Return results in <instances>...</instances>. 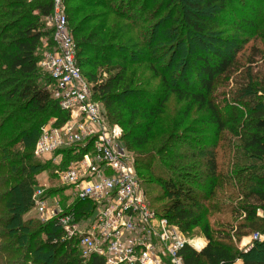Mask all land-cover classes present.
Wrapping results in <instances>:
<instances>
[{"label": "trees", "instance_id": "obj_1", "mask_svg": "<svg viewBox=\"0 0 264 264\" xmlns=\"http://www.w3.org/2000/svg\"><path fill=\"white\" fill-rule=\"evenodd\" d=\"M77 1L84 3V0ZM118 1L121 10L133 8L137 3V0ZM168 1L169 5L165 9L171 10V6L172 14L181 13L182 22H174L182 26V34L176 37L166 33L162 38L161 30L166 18H158L162 12L159 8L156 10L158 15L154 14L153 17L158 19L150 28L148 37L145 36L147 30L136 33L139 38L146 39L145 43H138L140 45L133 44L129 39L121 43L120 38L125 36L124 33L112 28L108 32L110 40L120 43H109L105 40V29L92 27L87 31L88 28L84 26L89 25L87 20L90 17H84L82 22L76 24L75 19L70 21L68 9L67 18L76 44L77 65L91 85L93 98L101 104L107 121L123 130V142L134 154L137 176L150 207L152 202L159 203V215L178 226L184 234L200 225L203 220L201 207L207 195L219 183L215 154L211 150L197 149L198 155L208 153L204 159V169L197 171V175L170 172L194 168V161L198 157L193 155L195 147L188 141L199 146L206 142L195 139L197 135L193 134L200 133L197 130L189 133L192 134L190 138L179 137L178 141L165 145L163 156L168 159V163L167 166L162 165L165 168L159 174L152 168V153L138 152H144L149 144L152 127L159 120L168 98L167 93H174L178 100H190L198 110L207 111L202 123L215 127L217 136L227 128V122L215 104L212 93L217 81L235 67V57L240 50L237 49V34L241 35L247 30L235 27L236 33L217 35L215 22L200 14L198 3L193 0ZM64 2L67 4L66 0ZM148 2L150 0H142L141 11L145 12L149 8ZM93 3L103 9L106 3L109 4L105 0L85 4L92 7ZM109 9L104 10L109 15L122 18V12H110ZM34 10L37 14H33ZM51 12L52 0H0V264H104L103 259L96 255L83 258L78 240L62 239V231L54 220L41 222L37 217L33 219L27 216L33 211L32 194L39 184L38 175L48 172L55 179L54 170L64 168L69 160L76 158L70 154L72 149L64 150L63 162L56 166L52 161L41 160L34 155L41 127L52 118L62 123L68 117V113L59 108L47 89L51 83L50 77L37 65L41 57L37 50L45 35L41 31L42 25H37V22L41 17L48 19ZM131 18L135 20L133 16ZM253 22L247 16H241L242 26L251 27ZM83 32L87 33L84 35ZM183 36L187 37L186 41ZM190 37L196 39V49L184 56ZM130 46L144 47V50H133ZM95 54H98V66L113 63L111 66L114 67L109 69L107 79L94 70L95 63L90 60L91 55ZM112 57L120 61H112ZM129 62L148 64L153 75L160 78L162 93L131 89V80L126 75L128 66L132 64ZM252 90L242 88L238 93L242 97L237 102L232 101L229 110L237 113V109L243 106L240 103H244L245 115L238 129L242 150L253 158V165L246 171L247 177L238 181L235 187L254 184L255 187H250L248 192L249 198L257 200V205L254 209L246 210L245 220L249 221L248 226L253 227L254 233L260 234L264 233V219L256 218L255 209L264 212V103L261 100H256L254 104L250 100L243 102V96L255 94ZM182 147L193 149V153H185ZM76 153L81 154L82 151ZM147 182L155 184L158 191L155 187L148 188ZM63 190L62 187L48 189L47 194H58ZM148 192H153L151 202L147 197ZM92 207L88 203H76L74 211L78 218H83L84 214L92 212ZM202 233L207 239L206 246L196 251L186 245L181 250L184 264H236L238 260L240 264H264V242L254 244L249 253H235L215 244L205 225ZM197 244L200 247L202 241L198 240Z\"/></svg>", "mask_w": 264, "mask_h": 264}, {"label": "built area", "instance_id": "obj_2", "mask_svg": "<svg viewBox=\"0 0 264 264\" xmlns=\"http://www.w3.org/2000/svg\"><path fill=\"white\" fill-rule=\"evenodd\" d=\"M48 20L53 46L37 65L50 77L47 89L68 117L62 123L52 118L41 127L34 155L56 166L63 162L64 150L72 149L76 158L54 170L61 193L72 200L62 208L61 193L48 195L47 185L38 184L33 211L41 222L54 220L62 239H77L83 258L96 255L104 264H184L181 250L190 245L200 251L203 245L187 240L178 226L150 207L123 130L107 121L77 65L64 0H52ZM76 203L91 204L92 212L78 218ZM257 238L256 233L253 240Z\"/></svg>", "mask_w": 264, "mask_h": 264}, {"label": "rangeland", "instance_id": "obj_3", "mask_svg": "<svg viewBox=\"0 0 264 264\" xmlns=\"http://www.w3.org/2000/svg\"><path fill=\"white\" fill-rule=\"evenodd\" d=\"M65 1V0H64ZM65 3L66 12L68 9V15L70 21L76 20V24L79 21L82 22L84 17H90L87 22L89 31L92 27H99L104 30L105 40L109 43L119 44L129 39L133 44L145 43V37L139 38L136 33L139 30H147L145 36L148 37L149 30L153 23L161 17L166 18V24L163 23L162 38L167 34L171 36H179L182 34V26L178 25L174 20L182 22L181 13L172 14L173 7L165 9L168 6V0H150L148 2L149 8L143 12L140 10L142 0H137V3L132 6L133 8H123L121 10L120 1L118 0H105L106 7L110 8V12H122L120 15L122 18H118L114 15H109L107 10L97 7L96 4H92V7L86 4L92 3L94 0H84V3H79L77 0H66ZM86 1H90L87 3ZM96 2L99 0H95ZM198 3L201 7L202 15H206L211 22H215V31L217 35L220 33H236L235 29L241 28V30H247L246 33L241 35L237 34L239 45V53L236 55V64L233 70H231L225 77H221L214 88L213 100L215 104L220 108L223 113V117L227 122V128H225L218 136L216 134V128L202 123V119L207 117V111L204 109L198 110L196 104H193L190 100H178L174 93H167L168 98L164 104V108L159 115V120L155 122L152 127V131L149 136V144L144 148L146 153L150 151L152 156V168L155 169L157 174L162 172L167 166L168 159L163 156L165 153V145L178 141L179 137H192L191 133L194 130L200 132L194 136L195 139H203L206 141L200 146L188 141V144L195 147L194 154L198 157L195 160L194 168H186L185 170L170 171L171 173H187L190 175H197V171L204 169V159L208 157V153L198 155L199 148L207 150L215 154V160L217 163L218 174L220 178L218 184L213 189L211 194L207 195L205 204L201 207V213L203 214V220L198 227L191 228L188 233H184L187 240L194 241L195 245L198 246L197 241L201 240L203 247L207 244L206 236L202 233L204 225L208 228V232L211 235L213 241L218 246L227 247L235 253H249L252 250L253 245L259 242H264V233H257L258 237L253 240L254 233L253 227L248 226L249 221L245 220L246 210L254 209L257 205L255 198H249L250 187H255L254 184L250 183L245 187L237 188L235 185L241 179L247 177L246 171L253 165V158L249 154L242 150L240 141V129L238 125L243 121L245 115L244 103H240L243 106L238 108L237 113H232L231 109L232 101H239L241 95H238L239 91L246 87L253 89L255 94L243 96V102L250 100L254 104L256 100H261L264 103V0H193ZM86 3V4H85ZM224 5V8L222 7ZM161 9V13L158 18L155 17L157 9ZM220 11V12H219ZM155 12V13H154ZM107 13V14H105ZM116 13V12H115ZM33 14H37L34 10ZM153 15V16H152ZM173 15V16H172ZM131 16L135 20H132ZM170 18L168 19V17ZM241 16H247L251 21L254 20L253 25L250 27L241 25ZM85 18V19H86ZM127 19H130L126 21ZM72 23V22H71ZM37 25H42L41 31L45 35L40 40V46L37 50L39 55L48 50L53 43L52 39V25L47 18L41 17ZM83 27V24H82ZM237 27V28H235ZM117 32L122 31L124 37L118 40H110L111 35L108 34L112 29ZM84 35L87 32H83ZM143 33V32H142ZM186 41L187 37L183 36ZM236 39V40H237ZM195 38L190 37L186 43L187 47L184 52V56H188L191 50H195ZM138 44V45H140ZM169 45V44H167ZM131 47V46H130ZM1 48V47H0ZM133 50L141 49L144 47H131ZM113 56V55H109ZM91 62L95 63L94 70L101 73L103 79H107L110 74L109 69L113 65L107 64L104 66H98L99 63L96 60L98 54L91 55ZM1 58V57H0ZM112 61H120L119 58L112 57ZM166 61V60H165ZM128 66L126 75L131 80V89L138 88L150 93L160 94L162 93V87H160V78L153 75V72L149 69L148 64H137L136 62ZM158 67V65H156ZM109 71V72H108ZM192 79V77H191ZM194 79V78H193ZM234 99V100H233ZM239 104V102H238ZM237 105V104H236ZM252 105V104H251ZM233 117L237 119L233 120ZM208 141V142H207ZM184 148V147H182ZM185 153H193V149L188 147L184 148ZM137 150H135V153ZM53 163V162H52ZM54 164V163H53ZM164 165V166H162ZM39 184L47 185L48 189L59 188V183L48 172H42L37 177ZM148 188L155 187L158 191V187L155 184L147 182ZM145 186V185H144ZM146 187V186H145ZM148 192V199L151 200V194ZM61 207L65 208L66 204L72 200L71 197L65 194L60 195ZM256 201H255V200ZM151 202V201H150ZM159 203H153L151 208L158 213ZM256 218L264 219V212L260 209H255ZM28 217L33 219L36 218L34 211L27 214ZM205 244V245H204ZM199 247V246H198ZM13 259H16L13 257ZM240 260L236 264H240Z\"/></svg>", "mask_w": 264, "mask_h": 264}, {"label": "crops", "instance_id": "obj_4", "mask_svg": "<svg viewBox=\"0 0 264 264\" xmlns=\"http://www.w3.org/2000/svg\"><path fill=\"white\" fill-rule=\"evenodd\" d=\"M35 213V212H34ZM35 215H36V213H35ZM37 217V216H36Z\"/></svg>", "mask_w": 264, "mask_h": 264}]
</instances>
